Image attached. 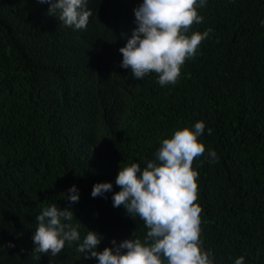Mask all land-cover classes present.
I'll return each mask as SVG.
<instances>
[{"label": "trees", "instance_id": "1", "mask_svg": "<svg viewBox=\"0 0 264 264\" xmlns=\"http://www.w3.org/2000/svg\"><path fill=\"white\" fill-rule=\"evenodd\" d=\"M139 2L89 0L86 28L73 29L39 0H0V264H95L77 250L88 229L104 235L101 251L113 238L143 239V220L114 207L111 192L93 197V185L119 191V167H144L163 138L198 120L203 247L216 264H264V0H208L189 34L213 31L166 86L120 66ZM73 184L77 203L64 198ZM51 203L71 204L81 241L32 253L36 217Z\"/></svg>", "mask_w": 264, "mask_h": 264}, {"label": "clouds", "instance_id": "2", "mask_svg": "<svg viewBox=\"0 0 264 264\" xmlns=\"http://www.w3.org/2000/svg\"><path fill=\"white\" fill-rule=\"evenodd\" d=\"M39 2L48 4L47 15L73 29L86 28L92 15L89 0ZM207 3L208 0H140L132 10L135 27L119 48L120 66L130 68L140 80L154 72L161 86L175 84L185 61L198 54L200 43L213 31L208 28L189 34L194 23L204 20L199 10ZM260 23L264 25V19ZM205 128L203 120L178 128L161 140L155 159L146 161L144 167L139 162L119 167L115 177L119 191H113L111 181L94 183L93 197L107 198L111 192L113 206L123 205L126 215L139 216L147 233L143 239L132 235L117 242L113 238L111 246L101 251L98 246L104 235L88 229L77 248L83 258H95V264H216L214 253L203 247L200 238L199 171L192 167L194 158L205 153V144L198 139ZM207 156L209 162L218 158L211 148ZM65 193L64 198L71 203L79 202L77 185H71ZM73 216L71 204L63 209L57 203L43 206L32 232V253L56 256L66 244L81 241L80 225L71 223ZM7 247L15 244L9 241ZM233 264H245V256L236 257Z\"/></svg>", "mask_w": 264, "mask_h": 264}]
</instances>
